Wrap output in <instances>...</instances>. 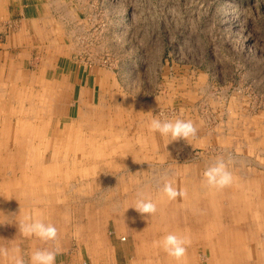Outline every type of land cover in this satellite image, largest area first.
Returning <instances> with one entry per match:
<instances>
[{
  "label": "rangeland",
  "instance_id": "1",
  "mask_svg": "<svg viewBox=\"0 0 264 264\" xmlns=\"http://www.w3.org/2000/svg\"><path fill=\"white\" fill-rule=\"evenodd\" d=\"M36 1L51 16L52 34L67 40L73 56L107 75L102 105L95 109L102 114L95 111L88 118L107 130L88 141L79 133L73 138V126L39 130L40 125L50 126L37 111L49 105L53 92L41 82L40 71L47 67L37 69L39 82L0 86L2 123L10 118L35 121L22 122L19 130L7 129L8 124L0 129L2 176H40L50 185L55 178L87 171L92 178L95 174L94 180L105 172L117 175L111 194L104 197L110 198L107 208L126 210L99 216L120 248L128 241L129 225L136 226L141 242L136 240L125 252L141 247L140 264H264V0ZM35 51L38 64L41 56ZM154 118L191 120L197 135L171 142L170 136L149 131ZM84 120H77L78 127L88 124ZM125 141L129 145H122ZM220 157L230 161L232 183L209 188L203 174ZM88 176L84 182L92 181ZM165 179L187 195L170 201L162 191ZM91 187L84 185L85 198L95 196ZM138 193L156 204L154 215L142 216L131 208ZM54 213L50 223L55 225ZM80 213L86 218L87 211ZM76 216L70 212L71 241L53 244L57 264H68L67 252L79 257L77 264H92L77 247ZM169 225L175 228L170 231ZM169 233L192 240L179 262L158 254L162 247L157 242ZM212 247L222 248L223 259L208 261ZM117 256L118 264L127 263Z\"/></svg>",
  "mask_w": 264,
  "mask_h": 264
},
{
  "label": "crops",
  "instance_id": "2",
  "mask_svg": "<svg viewBox=\"0 0 264 264\" xmlns=\"http://www.w3.org/2000/svg\"><path fill=\"white\" fill-rule=\"evenodd\" d=\"M50 21L51 16L47 13L43 3H37L36 0H0V86L5 84L12 88L13 84L26 85L29 82L30 84L39 82L40 78L35 76L36 70L47 67V69L44 68V71H40L44 75L41 82L49 84L48 87L53 93L48 95L49 105L45 106L43 110L37 109V112L40 120L42 121L43 118V121H49L50 126L42 127L40 125L39 130L61 131L66 129L65 131H67L69 127L73 126L77 130V133L73 134V138L79 133L80 136H87L86 141L91 137L96 140V137L102 135L99 133L105 132L107 129L103 125L90 122L88 118L90 114H95V111L97 115L102 114L101 110L95 109L102 105L104 97L102 93L105 90L108 77L102 69L96 66H86L76 59V55L73 56L70 51L67 40L61 37L57 39L56 34H52ZM35 50H38L39 53L36 54L41 56L38 64L34 61ZM2 101L0 99V106ZM32 109L36 110V108L30 110ZM30 110L28 111L30 112ZM52 115L56 116L55 122L52 121L53 119L51 120ZM84 116V122H88V124L81 123V127H78L77 120ZM28 118V120H19L18 123L10 118L2 123L0 117V129L8 124L7 129L19 130L22 122L34 125L33 118ZM112 129L117 130L118 128L113 127ZM90 132L93 133L90 134ZM35 141L39 142V140ZM74 142L73 140L72 143ZM126 142L122 145H129ZM93 149H95L94 146L90 151L92 155L95 153ZM12 167L15 166L12 165ZM103 174L110 175L111 172L99 174L98 180H94L95 174H92L93 178L88 176V171L87 175H66L55 178V183L48 185V178L47 182L42 181L46 179L45 177L21 178L19 173L14 172L4 177L0 173V248L8 250L7 256H0V264H14L13 257L17 255L15 252L17 248L19 249L18 255L23 259L24 264H31L30 256L35 250L54 251L53 244L58 247L64 243L68 244L73 237L67 234L70 212L73 211L77 212V221L75 222L78 229L75 235L77 247L80 252H86L87 256L92 259V264H118L117 253L127 259V263L124 264L142 263L143 255L139 252L141 247L134 253L130 250L125 252V249L131 248L130 245L136 240L141 242L134 233L135 225L132 223L129 225L128 241L123 248H120L117 241L112 240V237L106 234L105 225L102 226L101 216L103 214L125 208H107L110 198L104 196L111 194L109 192L112 188L111 180L117 175L112 173L113 176L110 175L106 179ZM85 176L91 178L92 181L84 182ZM69 178H74V180L68 182ZM57 179L62 181L56 182ZM102 180H106V182H102ZM2 184L16 188L7 191V188L1 186ZM84 185L94 187L92 189L94 191L92 193L95 195L93 198L88 194L85 198ZM113 192L119 194L117 189H113ZM127 209H130V206ZM81 211H87L86 218L80 213ZM51 212H55V225H53L58 230V237L55 241L45 242L35 236L26 237L20 231V225L29 222L30 219H41L46 224L50 223ZM100 213L101 216H99ZM109 217L112 218L115 225V222L118 221L117 216L111 214ZM66 249L68 250L69 246L64 251ZM59 250L63 251L62 248ZM65 256L69 260L68 264H72V261L74 264L75 260L76 264L78 263L77 255L67 252ZM257 257L260 258V256Z\"/></svg>",
  "mask_w": 264,
  "mask_h": 264
},
{
  "label": "clouds",
  "instance_id": "3",
  "mask_svg": "<svg viewBox=\"0 0 264 264\" xmlns=\"http://www.w3.org/2000/svg\"><path fill=\"white\" fill-rule=\"evenodd\" d=\"M149 131L158 132L161 136L171 137L172 141L180 139L187 140L190 137L197 135V128L191 120L183 119H156L154 118L149 124ZM228 163L222 157L217 158L204 172L205 183L209 188L222 189L232 183V173L228 170ZM163 194L171 200H176L178 197L183 198L187 195L184 190H177L173 184L165 179L163 185ZM134 208L138 213L143 215H154L157 212V206L150 199H145L143 193H138V198ZM20 231L26 237L35 236L42 241H55L58 237L57 228L51 223H44L41 219H30L29 222L20 225ZM190 243L187 237L169 233L158 241L157 244L162 247L164 252L174 258L176 261H181L186 255V245ZM17 255L13 257L14 264H24L23 259L18 255L19 249H15ZM8 250L0 248V256H7ZM57 253L47 249L35 250L31 256V264H56Z\"/></svg>",
  "mask_w": 264,
  "mask_h": 264
},
{
  "label": "bare ground",
  "instance_id": "4",
  "mask_svg": "<svg viewBox=\"0 0 264 264\" xmlns=\"http://www.w3.org/2000/svg\"><path fill=\"white\" fill-rule=\"evenodd\" d=\"M49 149V148H48ZM44 181V180H43ZM144 194V193H143ZM145 197V196H144ZM198 197V196H197ZM159 198V197H158ZM202 198V197H201ZM154 200V199H153ZM194 200V199H193ZM160 204V203H159ZM64 205V204H63ZM110 205V204H109ZM111 205H113V204H111ZM111 207V206H110ZM116 208V207H115ZM159 219V218H158ZM80 221V220H79ZM151 221V220H150ZM195 221V220H194ZM147 223H148V221H147ZM145 224V223H144ZM160 227V226H159ZM168 228H169V230L171 231V230H173L174 228H175V226H171V225H169L168 226ZM152 232V231H151ZM173 232V231H172ZM160 233V232H159ZM152 237V236H151ZM157 237V236H156ZM155 237V241H158V237L156 238ZM194 237V236H193ZM154 238V237H153ZM195 238V237H194ZM207 238H209V236H207V237H205V239L207 240ZM162 240V239H161ZM190 240V243L187 245V246H191V242H192V240L191 239H189ZM211 241V243L212 242H214L213 241V239H211L210 240ZM218 242V241H217ZM210 243V242H209ZM216 243V242H215ZM235 244H237V243H235ZM204 251V250H203ZM210 251V254H211V258L208 260L209 262H211V259L212 258H214V257H218V256H221V257H219V258H221V259H223L222 258V255L224 256V252H222V248H219V250H217L216 251V248L215 247H212L211 248V250H209ZM204 253H206V251H204ZM158 254H160L161 256H162V259H166V258H168L169 256L164 252V250L162 249V248H160V249H158ZM152 256H155L156 258H158L155 254L154 255H152ZM170 258V257H169ZM169 260V259H168ZM167 260V261H168ZM174 260V259H173ZM169 262V261H168ZM152 263V262H151ZM171 263V262H170ZM184 263V262H183ZM155 264H159V262H157V263H155ZM175 264V263H174ZM210 264V263H209Z\"/></svg>",
  "mask_w": 264,
  "mask_h": 264
}]
</instances>
